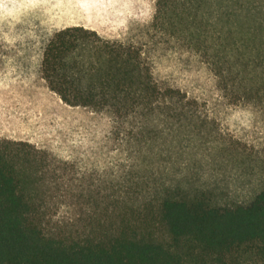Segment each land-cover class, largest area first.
I'll return each mask as SVG.
<instances>
[{
	"label": "trees",
	"instance_id": "obj_1",
	"mask_svg": "<svg viewBox=\"0 0 264 264\" xmlns=\"http://www.w3.org/2000/svg\"><path fill=\"white\" fill-rule=\"evenodd\" d=\"M156 6L153 26L164 29V41L198 53L233 102L264 110V0ZM41 72L64 103L108 109L131 123L135 152L147 153L149 169L124 176L131 184L124 189L96 192L101 213H86L76 231H46L58 206L52 201L91 202L92 192L83 175L66 181L65 160L0 138V264H264V186L246 201L222 203L215 187L193 184L189 175L203 160L237 141L226 144L203 102L162 86L141 46L67 26L45 45Z\"/></svg>",
	"mask_w": 264,
	"mask_h": 264
},
{
	"label": "rangeland",
	"instance_id": "obj_2",
	"mask_svg": "<svg viewBox=\"0 0 264 264\" xmlns=\"http://www.w3.org/2000/svg\"><path fill=\"white\" fill-rule=\"evenodd\" d=\"M156 10V0H0V138L28 141L65 160L66 181L83 175L84 191L93 195L91 202L71 195L52 201L58 206L44 221L46 231H76L79 219L97 212L96 192L124 189L131 185L124 176L135 171L144 176L149 169L147 153L135 152L131 123L120 124L108 109L64 103L43 78L44 47L67 26L84 25L105 38L141 46L162 86L203 102L226 144L237 141L231 151H215L201 162L189 175L194 185L215 187L222 203L246 201L264 186V110L255 102H233L198 53L164 41V29L153 26Z\"/></svg>",
	"mask_w": 264,
	"mask_h": 264
}]
</instances>
